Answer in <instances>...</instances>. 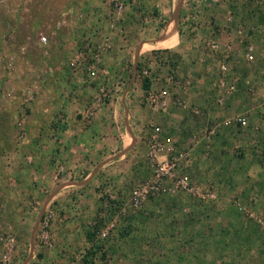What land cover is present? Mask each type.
I'll list each match as a JSON object with an SVG mask.
<instances>
[{
  "label": "rangeland",
  "instance_id": "374dc122",
  "mask_svg": "<svg viewBox=\"0 0 264 264\" xmlns=\"http://www.w3.org/2000/svg\"><path fill=\"white\" fill-rule=\"evenodd\" d=\"M229 4L236 20L254 24L262 38L264 0ZM157 14L156 0H0V264H264V39L257 42L262 57L250 63L244 52L252 42L240 37L233 71L210 33L196 35L195 16L182 22L186 40L173 55L138 58L141 73L128 94L140 104L129 117L137 142L131 146L126 137L133 148L120 161L96 167L104 136L95 129L89 143L71 126V113L84 131L102 103L112 110L118 104L112 91L128 86L135 43L163 25ZM202 50L223 58L204 65ZM224 60L237 89L221 102ZM108 74L116 84L101 82ZM144 77L152 81L147 90ZM74 88L88 93L82 111ZM209 107L214 115L226 107L227 116L214 119L209 111L203 125L200 109ZM240 114L246 125L227 123ZM213 126L222 135L210 133ZM113 128L105 135L119 136ZM166 158L175 162L173 177L161 178L151 193H135L157 180ZM183 178L187 187L179 185Z\"/></svg>",
  "mask_w": 264,
  "mask_h": 264
},
{
  "label": "crops",
  "instance_id": "0c3cea01",
  "mask_svg": "<svg viewBox=\"0 0 264 264\" xmlns=\"http://www.w3.org/2000/svg\"><path fill=\"white\" fill-rule=\"evenodd\" d=\"M193 1L194 3H191ZM232 7L233 6L229 4V0H156V10L158 13L157 15H158V18L159 16L164 18L163 25L161 27L156 28L155 33L153 35L141 38L139 39V41L135 43L136 48L133 51L134 60H132V68L129 71V75L125 71L120 70L123 76L125 74L128 75V78H127L128 86L127 87L124 86L121 88L116 87L112 91V95L114 99V101L112 102L118 103L116 104L117 106L115 105L114 109L112 110V106H107L105 103H102L99 109V112L97 114V117L95 118L94 122L91 124V128L89 127L88 129L84 131H82L81 118L78 116H75L74 113L70 114L72 121H73L71 126L75 127L74 132L81 135V136H78V138L85 137L89 143L93 142L92 140H94V136L92 134V131H94L95 129H97L98 133L101 134L97 136L98 139L104 136L103 137L104 138L103 147L105 148V152L103 155L98 157L100 159L97 161L96 167H100L102 165H105V166L110 165L112 163H115L116 161L122 160V158L124 157L123 155L125 153L127 155L133 148L131 146H133L134 143L136 144L137 137L132 132V127H131L132 124L130 123L129 117H130V111L133 109L132 106H138L140 104H138L136 100H134V102L132 103L131 99L128 97V94L132 88L131 84L134 81L133 79L134 73H136V70H138L137 69L138 60H139L138 58L142 57V55H144V53L146 52L153 53L157 51H167L166 56L173 55L174 49L180 48V46H182L183 42L186 40V38L184 37L185 36L184 29H182L181 27L182 22L184 21L188 22L190 21L188 20L189 18L191 19L192 17H195V16L198 17V19H200L201 21V24L197 28L198 34L196 35H202L204 38H207V34L210 33L208 38L213 42V45L216 47L220 46L219 52L223 53L225 56L228 55L230 57L228 59H230L229 62L231 63V68L233 71H234V62H238L237 54L234 48L236 45H238L241 42L242 39H240V37L242 36L244 37V35H247V41H249V43L252 42V45L254 46V49H255V53H254L255 61L257 60L259 62L258 59L262 56L260 57L258 56L260 47H258L257 42H259L260 39L263 40L264 35L262 36V38H260V35H262V31H259V32L255 31L254 24L250 23L249 21L240 23L239 20H236V16H237L236 11ZM182 13H183V17H182ZM243 24L244 26H242ZM189 30L193 31V29H191L190 26L188 27V31ZM190 41L192 43L195 40L190 38ZM193 43L199 46L197 41ZM198 51L200 50L198 49ZM219 52L214 50L213 52L209 53V52L202 50L200 54H198L200 62L204 65L207 64L209 66V64L212 63L213 60H219V61L222 60L223 54L218 55ZM197 53L199 52H196V51L194 52L195 55H197ZM231 54H233L232 58L230 56ZM212 55L216 57L210 58ZM220 56H221V59H220ZM256 56L258 57V59L256 58ZM118 61L119 63H123L121 62L120 59ZM109 67H110V70H112L113 68V71H115V68L112 67V65H110ZM213 72L216 73L217 70H213ZM110 74H108L105 77V79L101 81L103 82V84H107V85L116 84L115 82L112 81V77L109 76ZM90 89L95 94L96 92L95 87H92ZM137 90L141 92V90L143 89L141 88L140 90L137 88ZM72 92L77 96L76 98L74 97V102L76 104L75 106L80 107V110L82 111L84 109L83 108L84 105H82V101H84V99H82V97H84L85 96L84 94L87 93L86 90H83V89L79 90V88H76V89L74 88ZM165 92L167 94V97H169V92L166 89H165ZM74 94L73 96H75ZM198 94H201V93L199 92ZM193 96L194 95L192 94V92H185V94L183 95V98L188 101V100H191ZM227 96H230V94ZM231 97L233 98L231 99L229 98L228 100L230 101V103L234 104V95ZM89 98L92 99V97H89ZM197 99L198 101H200V104H202L201 102L202 96H199V98ZM74 102H72L73 105H74ZM226 103L228 104V102ZM187 104L190 105V102H187ZM193 107L194 106H191V108ZM197 109L199 108L197 107ZM172 110L174 111L175 109H172ZM200 110H202L203 112V114L200 116L201 124L203 123V125H205L204 120L208 118V115L206 116V114H208L209 111H211V113L209 114H212V111L214 112V110H212L211 107H209V109L207 110H204L202 108ZM69 111H72V110L69 109ZM119 111L121 112V114H119ZM226 111H227L226 107H224V108H219L216 113L218 112L220 114L225 113L224 116L226 117L227 116ZM214 114L215 112L212 114L213 115L212 118L222 119V117L218 118L220 114L218 115H214ZM223 122H220L219 128L220 127L223 128V126H226L225 121ZM108 126H114L113 129L118 127L119 136H116V135L111 136L108 134L105 135V129ZM121 128H122V133H121ZM220 129H217L218 130L217 132H221ZM106 133H107V129H106ZM186 134L188 136L187 132ZM221 135H222V132H221ZM121 137H124L123 141L120 144L122 149L116 153L114 152L115 150H113L112 145L114 142L116 143L115 140L117 138H121ZM126 137L128 139H126ZM186 138L187 137L186 136L184 137L183 135L180 141L188 142L189 140ZM190 138L191 137H189V139ZM125 139L127 140L128 143L132 142V145L130 147H129V144L127 146ZM206 141H208V138ZM214 142L216 143V135L214 137ZM202 148L204 149V146ZM117 156H120V157L116 159ZM73 157L76 158L75 156ZM78 158H81V154L78 155ZM83 201L87 202L88 200H83ZM87 203H90V202L88 201ZM157 205H151V207H156ZM153 215L154 214H151V217ZM156 219L157 221H159V219H162V216L158 214V216H156ZM156 235L158 237V234ZM185 247L186 246H184V248ZM212 258L215 259V257L213 256Z\"/></svg>",
  "mask_w": 264,
  "mask_h": 264
},
{
  "label": "built area",
  "instance_id": "2783aa9c",
  "mask_svg": "<svg viewBox=\"0 0 264 264\" xmlns=\"http://www.w3.org/2000/svg\"><path fill=\"white\" fill-rule=\"evenodd\" d=\"M43 40H46L45 37H43ZM245 59L247 62H254L255 61V49H254V46L252 44H248L246 46V50H245ZM227 60H224L222 61L221 63V66H220V76L218 78V82H217V86L219 87V90H220V95H219V98L218 100L219 101H223L224 98L229 95L230 93H233L236 91L237 89V86L235 84V82L233 80L230 79L229 77V66L226 62ZM223 90V92H221ZM227 92V93H226ZM163 93H166L165 91ZM162 96H164L162 94ZM225 96V97H224ZM150 98L152 100V102H155V104H158L160 101H161V96L159 98L158 95L156 94H151L150 95ZM163 102V100H162ZM234 120L235 123H238V124H241V125H246L247 123V115L246 114H240L238 116H235V118H233L232 120L231 119H228V124H231L232 121ZM157 131H159V128L156 129V133L154 134V142H155V146L156 148L160 149L162 147V143L161 141L159 140V136H158V133ZM217 131V127H214L210 133H215ZM172 150V148H171ZM175 167V162L172 161L171 159H164L162 161L159 162V166L156 168V177H157V180L155 181H150V182H147L146 185H143L141 186L140 188H138L135 193L137 194H147V193H151V191L153 190H157L161 187V183H159V180L161 178H164V177H173V173H172V170L174 169ZM179 185H182L183 187H187V184H186V181L185 179H180L179 180ZM140 189V190H139ZM141 191V192H140Z\"/></svg>",
  "mask_w": 264,
  "mask_h": 264
},
{
  "label": "trees",
  "instance_id": "16d2710c",
  "mask_svg": "<svg viewBox=\"0 0 264 264\" xmlns=\"http://www.w3.org/2000/svg\"><path fill=\"white\" fill-rule=\"evenodd\" d=\"M182 17H183V13H182ZM138 70H139V73H141V62H139ZM151 84H152L151 79L148 77H144L143 82H142V88L147 90L150 88Z\"/></svg>",
  "mask_w": 264,
  "mask_h": 264
}]
</instances>
